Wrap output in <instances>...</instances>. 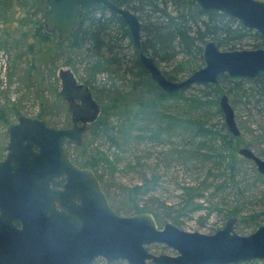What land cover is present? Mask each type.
<instances>
[{
    "label": "water",
    "instance_id": "water-1",
    "mask_svg": "<svg viewBox=\"0 0 264 264\" xmlns=\"http://www.w3.org/2000/svg\"><path fill=\"white\" fill-rule=\"evenodd\" d=\"M203 10H216L256 31L264 40V0H194ZM42 24L67 38L78 27L80 16L102 4L126 24L141 65L167 94L189 85H216L221 75L231 82L256 79L264 74V46L221 49L205 42L203 64L180 80L170 79L142 50L141 23L130 9L112 0H46ZM59 95L67 103L71 125L53 127L38 117L19 114L6 126V151L0 160V264H94L96 258L127 264H236L264 259V224L248 234L235 230L229 217L214 233L185 231L165 222L158 226L151 212L121 215L108 201L98 177L80 167L66 144L80 145L99 105L91 89L78 83L67 70L58 72ZM219 107L228 130L239 128L227 94ZM238 153L264 174V160L245 146ZM62 181L60 186L54 182ZM165 244L174 255L153 254L147 245Z\"/></svg>",
    "mask_w": 264,
    "mask_h": 264
},
{
    "label": "trees",
    "instance_id": "trees-1",
    "mask_svg": "<svg viewBox=\"0 0 264 264\" xmlns=\"http://www.w3.org/2000/svg\"><path fill=\"white\" fill-rule=\"evenodd\" d=\"M112 1L136 14L141 23L143 52L150 55L165 76L170 79H175L180 72L189 74L203 64V46L208 40L215 41L221 49L264 46V40L256 31L241 26L235 19L219 11L203 10L196 6L194 0ZM46 8V0H0V21L3 22L0 23V25H3L0 34V50L11 53L7 50L19 48L11 58L8 57L9 72H4L3 77L0 79V83L6 79V84L1 83L0 85L8 88L15 82L12 77L16 75L19 68L18 64L22 62L23 56L27 61V65L31 64L27 68L34 72L36 78L41 80L44 77V72L40 69V66L39 68L35 66V63H39L38 65L47 64L50 55L53 54L55 59L61 57L64 47L72 50V52L80 49L89 51L101 58V61L99 60L100 64L91 67V70L94 68V71L92 70L94 73L104 68L107 69V67H124L123 74L129 76V81L128 89L121 90L113 86L111 89H107L106 92L102 90L105 99L109 100L107 110L89 123L85 133L90 134L93 138L103 137L109 142L110 146L121 149L120 146L142 137L146 131L151 132L154 130V133H163L160 132L162 130L168 131L167 128L169 127H166L163 123L168 126L173 121L179 125L188 124L193 130V134L190 133L191 138L209 137L213 141L212 144L208 141H206L207 144L203 140L198 141L195 151L198 152L203 148L210 151L215 157L217 156L216 160L218 162H226L225 181L218 184L216 190L223 189L227 183L232 184L234 182L237 174L236 166L230 161L227 162V156L224 153L230 151L232 155H235L243 142L239 135L240 130L237 136L228 130L219 107V98L221 94L225 93L235 105L238 103L242 104L244 108L256 107L263 110L264 74L256 79H243L237 82H231L226 75H221L216 85L195 83L172 94H167L157 86L148 71L141 65L128 28L116 12L102 4L94 5L86 14L80 16L77 29L65 39H57L56 45L51 49L49 48V41L52 40L56 31L48 32L42 24ZM127 48H130L129 53L126 52ZM50 50L51 54L49 53ZM172 63H174V66L169 72L161 67H166ZM25 86L29 88L30 84L25 83ZM171 102L174 108L169 111ZM166 104H168V107L165 106ZM2 105L10 109L16 117L19 115L20 107L16 101L8 100ZM193 106L195 108H191ZM202 108L209 111L213 109L216 120H213V116L207 115L208 111L204 110L203 114L200 113L199 111ZM3 109L0 112V121L6 123L8 117ZM111 117L119 123L117 125L116 123L113 124L110 120ZM150 123H152L153 130L149 129ZM262 130L264 135V127ZM155 136L158 139L159 136ZM203 144L205 145L201 146ZM243 145L249 146L245 143ZM77 149L79 155L77 158L71 156L72 160L80 167H89L94 171V167L97 166V162L94 161L96 159L95 154H85V148L82 147ZM217 150L219 152L215 154ZM179 153L178 158H183L184 153L182 151H179ZM97 158L98 163L105 167H110L114 163L104 153L99 152ZM203 158L199 154L194 157L196 161ZM249 161L254 167L253 162ZM239 174H241L240 171ZM95 175L98 174L95 173ZM98 179L102 182L100 178ZM145 183L129 186L128 193L134 196L137 195V198H139V195L141 197L145 195L147 199L153 200L151 192L144 189L145 186L143 185ZM202 189L198 182L197 187H184L185 197L188 196V199L182 200L184 208L189 203L192 206L195 205L193 209L202 207L201 204L196 205L191 202L200 199L198 194H203V192H200ZM105 193L107 194L106 191ZM132 205L136 213L148 210L147 205L138 204L137 199L136 203L134 202ZM161 205L163 206L159 205L156 209L154 208L157 213L167 207L170 208L165 202H162ZM235 212L236 210L229 209L226 216L231 215L230 217H232L236 214ZM161 216L163 217V215ZM256 216L252 214L249 216V220H245L246 218L240 220V224H243L241 228L243 229L244 225L250 222L254 226L257 223ZM155 217L158 219L157 215Z\"/></svg>",
    "mask_w": 264,
    "mask_h": 264
},
{
    "label": "rangeland",
    "instance_id": "rangeland-1",
    "mask_svg": "<svg viewBox=\"0 0 264 264\" xmlns=\"http://www.w3.org/2000/svg\"><path fill=\"white\" fill-rule=\"evenodd\" d=\"M0 23L3 22L0 21ZM1 29H3L2 24L0 25V34L2 33ZM55 33L57 34L58 32L56 31ZM56 34L49 41V48L51 49L56 45L57 39H60L59 35ZM17 49L19 48L5 49L11 53H5L0 50V79L3 77L4 72H9L8 57L11 58ZM126 52L129 53L130 48H127ZM49 53L51 54V50ZM50 56L47 64L38 65L39 63H35V66L38 68L40 66V69L44 72L42 81L36 78L34 72L27 68L31 64L27 65V61L23 56L22 62L18 64L19 68L16 75L12 77L15 82L8 88L0 85V112L4 108L3 110L6 111L8 117L6 123L0 121V159L6 153L4 149L8 139L5 131L6 126L16 121V115L2 105L8 100H14L17 105L19 104V114L38 117L43 119L47 125L53 127L71 125L67 103L59 95L61 82L58 72L60 70L71 72L78 83H84L91 89L93 98L99 105L96 118L107 110L109 104V100L105 99L102 93L103 91L106 92L107 89H111L113 86L121 90L128 89L129 76L123 74L124 67H107V69L97 70L98 72L94 73V68H92V71L91 67L100 64L99 60L101 61V58L89 51L80 49L72 52V50L64 47L61 57L55 59L54 54ZM173 66L174 63L161 67L169 72ZM187 75L180 72L174 80L183 79ZM5 80V83L1 82L4 85L6 84ZM25 83H29L30 87L26 88ZM229 102L234 109L235 120L240 130L239 135L243 142L239 147L245 146L243 145L244 143L249 144V146L245 147L251 149L264 160V135L262 133L264 109L260 110L256 107L244 108L242 104L238 103L235 105L230 97ZM170 104L169 111L174 108L172 102ZM165 106L168 107V104ZM204 110L208 111L207 115L213 116L214 121L216 120L213 109L209 111L206 108H202V110L197 111L203 114ZM105 115L107 116L106 112ZM110 120L113 124L116 123L117 125L119 123L112 117ZM163 125L169 127L167 128L168 131L162 130L160 132L163 133H154L152 123H150L149 129L153 131H146L142 137L133 139L125 145L123 144L120 146L122 150L110 146L109 142L103 137L93 138L87 133L83 134V141L80 145L68 143L66 144V150L74 158L79 155V153L77 154L78 147L85 148V154L87 155L95 154L96 159L94 161L97 162V166L94 167V171L98 174L97 177L102 180L100 183L104 192H107L105 194L108 195L107 198L111 208L118 214L136 213L132 204L136 203L137 199L138 204H146L148 208V210L140 212H151L154 217L158 216V219L155 217V220L159 227L164 222H170L185 231L211 234L220 229L227 218L231 216H226L229 209L236 210V214L233 216L237 218L235 230L239 234H248L256 229L258 226L256 224H264V175L255 172L257 169L255 166L253 167L249 159L240 155L238 151L235 155H232L230 151H226L224 153L227 156L226 160L236 166L237 174L232 184L227 183L225 188L216 190L218 184L225 181L226 162H218L216 160L217 156L215 157L210 151L203 148L198 150V152L195 151L198 141L203 140L204 143L208 141L210 144L213 141L209 137L191 138L190 133L193 134V130L188 124L179 125L173 121L170 122V126L166 123H163ZM155 135L159 136L158 139ZM179 151L184 153L183 158H178V155H180ZM99 152L106 154L109 159L113 160V165L105 167L101 163L99 164L97 158ZM218 152L219 150L215 154H218ZM196 154L204 158L196 161L194 159ZM239 171L241 174H239ZM142 182H146L143 185L145 186L144 189H148L151 192L153 200L147 199L145 195L142 197L139 195V198H137V195L134 196L128 193L127 189L129 186ZM197 182L203 188L200 191L203 194H198L200 199L191 202L196 205L201 204L202 207L193 209L195 205L192 206L189 203L184 208L182 200L188 199V196L185 197L184 187H197ZM162 202H165L170 208L167 207L163 209L164 211L160 210V213H157L155 209L159 205L162 207ZM252 214L257 215V223L253 226L250 222L244 225L242 229L241 226L243 224H240V220H244V218L249 220L248 218ZM146 247L153 254H175L173 249L161 243H152ZM95 264L127 263L123 260L108 262L104 258L98 257L95 259ZM236 264H264V259Z\"/></svg>",
    "mask_w": 264,
    "mask_h": 264
},
{
    "label": "flooded vegetation",
    "instance_id": "flooded-vegetation-1",
    "mask_svg": "<svg viewBox=\"0 0 264 264\" xmlns=\"http://www.w3.org/2000/svg\"><path fill=\"white\" fill-rule=\"evenodd\" d=\"M4 157H2L1 159H3ZM0 159V160H1ZM254 164V163H253ZM255 165V164H254ZM256 167V166H255ZM264 175V174H263ZM63 180L59 181V182H54L53 185L55 186H60V184L62 183Z\"/></svg>",
    "mask_w": 264,
    "mask_h": 264
}]
</instances>
